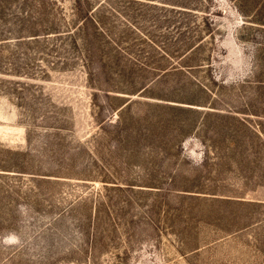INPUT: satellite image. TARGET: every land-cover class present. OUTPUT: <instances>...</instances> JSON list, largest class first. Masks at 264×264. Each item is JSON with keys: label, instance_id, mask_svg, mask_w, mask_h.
Instances as JSON below:
<instances>
[{"label": "rangeland", "instance_id": "374dc122", "mask_svg": "<svg viewBox=\"0 0 264 264\" xmlns=\"http://www.w3.org/2000/svg\"><path fill=\"white\" fill-rule=\"evenodd\" d=\"M0 264H264V0H0Z\"/></svg>", "mask_w": 264, "mask_h": 264}]
</instances>
